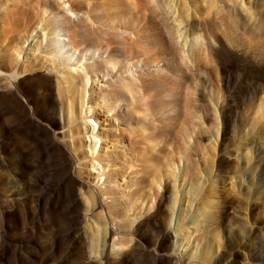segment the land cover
I'll list each match as a JSON object with an SVG mask.
<instances>
[{
  "label": "bare ground",
  "instance_id": "bare-ground-1",
  "mask_svg": "<svg viewBox=\"0 0 264 264\" xmlns=\"http://www.w3.org/2000/svg\"><path fill=\"white\" fill-rule=\"evenodd\" d=\"M150 1L173 20L172 32L186 66L191 67L196 52L219 63L223 84L220 155L226 165L242 152L244 166H239L237 176L247 210L240 206L231 209L217 191L226 168L221 163L216 172L209 169L206 188L198 197L207 226L201 225L196 214L173 227V212L163 207V195L156 211L126 221L107 217L105 238L99 240L101 230L91 221L92 209L83 193L87 183L77 147V136L85 134L92 157L90 173L97 174L99 184L105 169L95 160L102 136L88 101L91 75L83 64L60 68L58 59L65 49L61 33L69 29L54 27L46 3L41 27L29 23L23 31L12 29V33L24 32L18 36L21 41L7 46L12 51V66L0 57V264H65L68 259H74V264H264V211L260 226L251 216L255 202L264 204V129L261 122L248 125L252 107L264 102V0L261 8L243 0H214L216 4L209 5L203 24H191V28L177 0ZM213 8L216 11L212 12ZM67 11L75 13L72 5ZM246 13V28L234 30L233 39L227 40V29L236 28L233 20ZM90 20L102 24L104 18ZM86 32L101 44L108 42L103 37L105 28H87ZM79 36L75 28L72 43L76 51ZM141 40L132 39V45ZM128 55L137 67L141 64L133 49ZM244 148L250 153L245 154ZM96 196V205L104 208L101 195ZM45 228H63V236L52 237L48 245L43 240ZM238 232L251 244L247 262L228 258L227 250ZM192 237L198 249L203 240L206 243L199 254L185 259L181 254ZM62 245L68 258L58 260Z\"/></svg>",
  "mask_w": 264,
  "mask_h": 264
},
{
  "label": "rangeland",
  "instance_id": "rangeland-1",
  "mask_svg": "<svg viewBox=\"0 0 264 264\" xmlns=\"http://www.w3.org/2000/svg\"><path fill=\"white\" fill-rule=\"evenodd\" d=\"M213 1L177 0L188 16V28L191 24H196L195 27L203 24L209 5L218 0ZM243 1L252 3L254 8L263 6V0ZM46 3L51 7L49 20L54 27L69 29L61 33L65 49L58 59L60 68H78L83 64L91 75L88 101L93 110L92 120L97 122L102 136L95 160L105 169L99 184L97 174L90 173L92 157L86 148L85 134L77 136L80 138L77 147L82 160L80 170L87 183L83 193L92 209L91 221L96 230H101L99 240L105 238L107 217L126 221L156 211L163 195H166L163 207L173 212L170 218L173 227L192 220L196 214L201 225L207 226L198 197L206 188L209 169L216 172L221 163L225 165L218 133L223 84L216 58L196 52L191 67L186 66L172 32L173 20L150 0H0V57L9 68L13 61L8 44L21 41L24 32H19L29 23L33 28L41 27L42 7ZM70 5L74 14L67 11ZM247 16L248 13L233 20L236 28L227 29V40L233 39L234 30L246 28ZM91 17H103L105 22L91 21ZM13 28L20 31L12 33ZM75 28L80 32L76 40L79 51L73 44ZM87 28H105L103 37L112 46L108 47V42L101 44L93 34L89 38ZM99 35L102 34L99 32ZM132 39L141 43L134 46ZM131 49L141 60L138 67L136 61H129ZM230 96L232 99L233 95ZM252 108L248 125L256 121L264 127V102ZM247 150L244 148L245 154L250 153ZM240 156L242 152L225 165L222 183L218 185L220 191H217L231 209L240 206L246 211L247 203L240 192L242 182L237 176V171L244 166ZM96 193L101 195L104 208L96 205ZM252 210L253 222L260 226L264 204L255 202ZM189 227L195 228L192 222ZM43 232V240L48 245L52 237L63 236V228H45ZM194 237L182 251L185 259L199 254L206 243L203 240L198 249ZM250 247V242L238 232L227 250L228 258L247 262ZM66 257V248L62 245L56 258ZM74 262L68 259L65 264Z\"/></svg>",
  "mask_w": 264,
  "mask_h": 264
}]
</instances>
